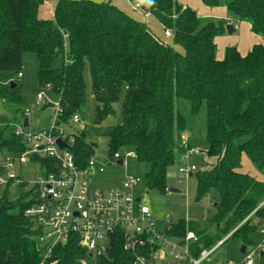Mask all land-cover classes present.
<instances>
[{
	"label": "trees",
	"instance_id": "16d2710c",
	"mask_svg": "<svg viewBox=\"0 0 264 264\" xmlns=\"http://www.w3.org/2000/svg\"><path fill=\"white\" fill-rule=\"evenodd\" d=\"M45 1L0 0V71L18 75L23 54L36 56L39 89L52 87L58 103V109L53 107L56 124L74 132L71 148L79 166L94 154L85 133L70 126L72 115H81L85 103L86 63L96 102L95 122L115 114L113 104L124 88L122 120L109 133L107 157L132 152L137 161L149 164L147 188L161 194L168 191L169 167L192 149L183 139L187 121L176 101L185 100L192 114L204 104V153L213 162L193 172L194 198L198 202L213 194L214 231L179 219L170 234L183 236L187 228L194 230V256L233 229L224 242L235 238L249 245L264 219V204L259 206L264 181L248 174L243 165L245 158L264 169V45L254 44L245 55L228 46L223 58L217 59L215 38L226 33L228 21L205 19L179 0H128L146 7L163 29H171L166 40L110 2L56 0L53 17L42 18L39 8ZM201 1L209 7L225 6L231 18L248 22L251 31L264 39V0ZM0 96L16 103L22 99L15 88ZM6 126L0 130V152H23V139ZM33 160L49 168L53 163L49 158ZM11 185L12 179L0 194V264H39L46 249L36 244L34 223L25 215L29 192L20 188L12 199ZM84 258L86 250L73 236L52 248L45 264H80ZM99 261L131 264L132 255L118 241L109 259ZM259 264H264V255Z\"/></svg>",
	"mask_w": 264,
	"mask_h": 264
},
{
	"label": "built area",
	"instance_id": "2783aa9c",
	"mask_svg": "<svg viewBox=\"0 0 264 264\" xmlns=\"http://www.w3.org/2000/svg\"><path fill=\"white\" fill-rule=\"evenodd\" d=\"M134 7L142 8L139 4H134ZM163 36L171 37V29H164ZM20 76L21 72L18 73ZM46 92L52 93L49 84L39 89L36 100L51 102ZM53 104L58 109L57 100ZM53 114L48 126L37 131L28 130L29 124L12 125L15 135L23 139L25 150L20 153L0 152V188L4 189L12 179V185L18 184L19 192L20 188L23 192H29L27 201L30 206L26 208L25 215L34 223L36 244L46 249L39 264H45L52 248L66 243L73 236L87 253V258L82 259L80 264H85L89 258L93 259L94 264H104L99 259H109L110 249L118 241L132 255L131 264H201L235 230L194 256L192 247L197 241L196 232L187 228L183 236L172 235V223L169 221H166L164 228H157L150 208L141 202V196L137 194L141 182L139 177L118 179L119 186L113 180L112 187L105 190L89 184L85 175L103 171L104 165L93 154L84 167L79 166L71 148L74 132L56 124V113ZM25 115L26 111H23ZM80 120L78 113L70 119L71 124H77ZM58 140L64 143L63 146ZM127 156L132 157L133 153L129 150L115 152L110 159L123 161ZM33 157L49 158L53 163L49 168L33 160ZM25 163L39 165L42 176L29 180L21 178L16 167ZM195 170L194 165H180L179 179L190 176ZM138 197L139 200H136ZM263 204L264 199L259 206ZM256 233L260 239H252L246 245L242 259L223 264H259L264 255V219L259 220ZM254 256L258 259H254Z\"/></svg>",
	"mask_w": 264,
	"mask_h": 264
},
{
	"label": "rangeland",
	"instance_id": "374dc122",
	"mask_svg": "<svg viewBox=\"0 0 264 264\" xmlns=\"http://www.w3.org/2000/svg\"><path fill=\"white\" fill-rule=\"evenodd\" d=\"M125 8L128 12L129 4ZM133 8V7H132ZM48 12V10L46 9ZM137 11V13H136ZM51 13V11H50ZM48 13V14H50ZM138 16L142 13L135 9ZM201 14V12L199 11ZM207 15H203L205 19L218 18L233 22L232 19L227 18V10L220 14L219 11L214 10L212 12H206ZM154 17V16H153ZM150 15H146L144 22L146 26H149L153 33L161 34L163 28H161ZM224 17L226 19H224ZM234 20V19H233ZM234 31L229 34L225 33L221 35V38L217 41V54L219 55L228 46H236L241 51H246L250 48L253 42V36L246 23L237 21L233 22ZM170 38V37H169ZM254 43L263 44L264 39H254ZM38 70V60L32 53H24L22 57L21 76L8 71H0V94L7 90H10V82H15L17 87L15 92L21 93V102H10L4 100L0 96V130L2 128L11 127L14 124L23 123V119H28L30 131H37L44 129L48 126L49 122L54 117L53 107L57 100L53 92H46L48 99L51 102H38L36 100V94L39 91V85L37 81L36 72ZM84 82L86 99L82 108V114L80 122L77 124H71L70 126L76 132H83L86 135L88 142L93 144L94 155L104 165L103 171L99 173H89L85 175L89 184L98 189H108L112 187L114 179L124 180L131 176H137L140 178V188L137 192L141 196V202L147 205L154 219L156 220L157 228H164L166 221L175 223L179 219H189L197 221L200 224V228H208L210 231H214V225H212L211 218L214 215L215 208L213 206L214 196L209 194L200 201H195L194 195L196 191V177L182 176L179 179L178 168L180 165H196V169H207L213 162L212 159L207 158L204 151L207 148V140L205 136V105L202 104L197 114H192L188 103L183 99H177L176 106L178 112L185 117L187 121V128L184 132L183 139L188 140L192 144V150L186 154L184 160L176 161L167 172V182L169 186L177 189L176 192L167 191L165 194H161L155 190L147 188L146 185V173L149 170V164L145 162H139L134 156H127L122 165L116 161L107 159L108 141L110 131L121 123L122 109L121 101L124 95V88L121 93L120 100L113 104L115 114L106 117L102 122L97 123L94 120L95 117V99L91 86V77L88 64H85L84 69ZM45 107V108H43ZM23 111H26V115L23 116ZM7 129V128H6ZM124 153V151H123ZM180 160V159H179ZM247 160V161H246ZM244 169H247V173L252 175L257 180L264 178V169H257L248 159L243 158ZM196 171V170H195ZM16 172L21 175V178L29 180L42 176V169L37 164L25 163L16 167ZM3 188H0V194ZM12 199L19 196L18 184L14 183L11 187ZM214 224V223H213ZM254 240H259L260 236H253ZM240 241L235 238H230L226 242L222 243L214 252H212L207 258H205L201 264H223L226 261H237L242 259V253L240 252ZM258 259L257 256L253 257ZM85 264H94L93 259L89 258L85 261Z\"/></svg>",
	"mask_w": 264,
	"mask_h": 264
},
{
	"label": "crops",
	"instance_id": "0c3cea01",
	"mask_svg": "<svg viewBox=\"0 0 264 264\" xmlns=\"http://www.w3.org/2000/svg\"><path fill=\"white\" fill-rule=\"evenodd\" d=\"M92 1H94V2H110L111 4L115 5L116 7H118L119 9H121L122 11H124L125 13H127L129 16L135 18L136 20H138V21H140V22H142V23H144V24H145L144 19H145V16H146V15H150V16L153 17V15H152L151 13H148V12H146V11H143V10H140V9L135 8V7H134V4L131 3V2H129L128 0H125V1H126V3H128V4L130 5V6L128 7L129 10H130V11H133V12H135V9H136V10H139L140 12H142L139 16L136 14L137 11H136V13L128 12V11L126 10V8H125L127 5L124 4V1H123V0H92ZM179 1H180V3H182L184 6H189V7L193 8V9L197 12V14H198L199 16H201V17H203V15H207L206 12H212V11H214V10L219 11L220 14L223 15L222 12H224V10H225V11L227 10L225 6L209 7V6L205 5V4H203V2H202L201 0H179ZM55 3H56V0H47V1H45V2L40 6V8H39V16L42 17V18H52V17H53V14H54ZM132 7H133V8H132ZM46 9L48 10V12L46 11ZM50 11H51V13H50ZM199 11L201 12V14L199 13ZM48 13H50V14H48ZM227 18L232 19V21L235 22V23L237 22L236 20H233V18H231V17L229 16V14H228ZM153 19H154L153 23L156 22V23L162 28V25L160 24V22H159L155 17H153ZM218 19H220V18H218ZM224 19H226V18L224 17ZM242 22H243V23H246L247 26H248V28L250 29V24H249L248 22H246V21H242ZM147 27L151 30V28H150L149 26H147ZM151 31L153 32V30H151ZM250 32H251V34H252V36H253V42H252V44H251V46H250V48H249L248 50H246V51L243 52V51H241L240 49H238V48L235 46V47L238 49V51L240 52L241 55H245V54H247V53L251 50L252 46H253L254 44H256V43H254V39H256V38H260V36L254 34V33L251 31V29H250ZM154 33H155V32H154ZM226 33H228V32L226 31ZM229 34H231V33H229ZM157 35H158L159 37H161L162 39H165V40H166V39H169V38L163 36V32H162V31H161V34H157ZM219 38H221V36H218V37L215 38V43H216V45H218V44H217V41L219 40ZM224 51H225V49H224L223 51L219 52V53H220L219 55L217 54V51H216V57H217V59H222V58H223ZM184 136H185V135H184ZM185 140H186V137H185ZM187 141H188V140H187ZM188 142H189V141H188ZM189 143H190V142H189ZM190 144H191V143H190ZM191 146H192V144H191ZM246 161H247V160H246ZM194 166L196 167V165H194ZM245 171H247V169H245ZM115 180H118V179H114V181H115ZM261 181H264V178H263ZM213 204H214V202H213ZM186 220H189V219H186ZM196 222H197V221H196ZM175 223H176V222H175ZM172 224H174V223H172ZM256 235H258V234H257V233L254 234V237H255ZM252 239H254V238H252ZM240 247H241V245H240Z\"/></svg>",
	"mask_w": 264,
	"mask_h": 264
},
{
	"label": "water",
	"instance_id": "95a60500",
	"mask_svg": "<svg viewBox=\"0 0 264 264\" xmlns=\"http://www.w3.org/2000/svg\"><path fill=\"white\" fill-rule=\"evenodd\" d=\"M141 10L146 11V7H142ZM226 30H227L228 33H232V32L234 31V27H233L230 23H228V24L226 25ZM16 87H17V84H16L15 82H13V81L10 82V89H14V88H16ZM23 123H24V126H27V125H28V119H27V118H24ZM58 143H59L60 145H62V146H63V144H64L61 140H58ZM117 163L120 164V165H122L123 161L120 159V160L117 161ZM56 171H57V170H56ZM192 175H193V174L191 173L190 176H192ZM114 183H115L117 186L120 185V183H119L118 180H115ZM168 191L176 192L177 189H175V188L172 187V186H169V187H168ZM136 200H139V197H138ZM213 205H215V203H214ZM245 248H246V245H241V247H240V252L243 253V252L245 251Z\"/></svg>",
	"mask_w": 264,
	"mask_h": 264
}]
</instances>
